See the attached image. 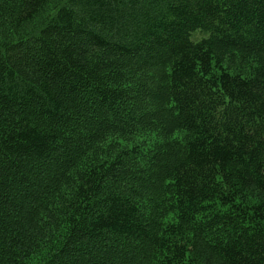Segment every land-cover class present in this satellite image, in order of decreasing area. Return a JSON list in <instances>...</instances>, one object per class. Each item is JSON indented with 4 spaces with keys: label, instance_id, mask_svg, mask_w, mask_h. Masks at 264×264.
Instances as JSON below:
<instances>
[{
    "label": "trees",
    "instance_id": "obj_1",
    "mask_svg": "<svg viewBox=\"0 0 264 264\" xmlns=\"http://www.w3.org/2000/svg\"><path fill=\"white\" fill-rule=\"evenodd\" d=\"M0 264H264V0H0Z\"/></svg>",
    "mask_w": 264,
    "mask_h": 264
}]
</instances>
